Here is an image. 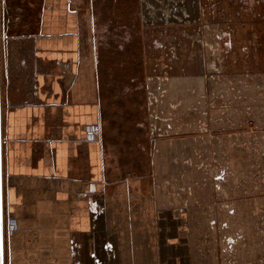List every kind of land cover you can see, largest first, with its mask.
<instances>
[{
    "label": "rangeland",
    "instance_id": "rangeland-1",
    "mask_svg": "<svg viewBox=\"0 0 264 264\" xmlns=\"http://www.w3.org/2000/svg\"><path fill=\"white\" fill-rule=\"evenodd\" d=\"M83 1L145 83L127 151L146 163L152 240L106 241L117 260L264 264V0Z\"/></svg>",
    "mask_w": 264,
    "mask_h": 264
},
{
    "label": "crops",
    "instance_id": "crops-1",
    "mask_svg": "<svg viewBox=\"0 0 264 264\" xmlns=\"http://www.w3.org/2000/svg\"><path fill=\"white\" fill-rule=\"evenodd\" d=\"M20 1L1 2L0 264H120L106 241L152 240L146 163L127 151L145 83L83 0H43L36 15Z\"/></svg>",
    "mask_w": 264,
    "mask_h": 264
},
{
    "label": "built area",
    "instance_id": "built-area-1",
    "mask_svg": "<svg viewBox=\"0 0 264 264\" xmlns=\"http://www.w3.org/2000/svg\"><path fill=\"white\" fill-rule=\"evenodd\" d=\"M90 134L93 140H100L102 138V131L99 126L92 128ZM17 227V221L11 219L9 223V233L14 234L17 231Z\"/></svg>",
    "mask_w": 264,
    "mask_h": 264
},
{
    "label": "water",
    "instance_id": "water-1",
    "mask_svg": "<svg viewBox=\"0 0 264 264\" xmlns=\"http://www.w3.org/2000/svg\"><path fill=\"white\" fill-rule=\"evenodd\" d=\"M0 36H1V0H0ZM1 141H2V135L0 132V152H1ZM0 159H1V153H0ZM1 166V165H0ZM1 230H0V243H1V262H3V238H4V228H3V222L1 223Z\"/></svg>",
    "mask_w": 264,
    "mask_h": 264
},
{
    "label": "trees",
    "instance_id": "trees-1",
    "mask_svg": "<svg viewBox=\"0 0 264 264\" xmlns=\"http://www.w3.org/2000/svg\"><path fill=\"white\" fill-rule=\"evenodd\" d=\"M136 1V0H135ZM135 9V8H134ZM134 12H135V10H134Z\"/></svg>",
    "mask_w": 264,
    "mask_h": 264
}]
</instances>
